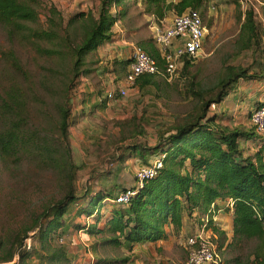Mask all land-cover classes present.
Listing matches in <instances>:
<instances>
[{
  "label": "trees",
  "instance_id": "16d2710c",
  "mask_svg": "<svg viewBox=\"0 0 264 264\" xmlns=\"http://www.w3.org/2000/svg\"><path fill=\"white\" fill-rule=\"evenodd\" d=\"M126 1L101 0L97 15L92 11H78L65 17L53 6L47 11L46 21L40 25L39 0H0V25L10 27L12 33V28L22 33L38 53L66 51L72 59L70 81L60 104L58 123L64 148L60 165L68 168L72 187L63 198L39 214L33 227L19 233L12 241L0 239V264H11L17 255L19 264H26V260L33 256L40 257L43 264H70L67 247L53 243L56 233H67L70 227L67 216L77 208L80 215L91 217L106 198H115L120 193L116 195L102 190L92 194L89 185L78 192L74 183L83 166L74 161L70 147L72 100L69 92L77 78L93 73L95 62L87 61V56L112 39V28L120 13H113L112 9L125 5ZM232 1L237 7L241 6L240 0ZM206 3L207 0H143L145 12L160 21L173 13L199 10L206 7ZM238 19H243L240 47L258 46L261 23L254 8L240 11ZM43 42L57 43L59 48L44 47ZM148 53L159 61L162 68L164 61L160 51L154 49ZM130 63V59H125L118 65L124 72ZM189 64L186 61L184 70ZM227 70L226 78L213 89L197 92L190 87V95L198 97L197 118L187 120L174 130L159 132L157 142L152 146L145 143L129 146L141 158L165 155L164 167L156 177L144 183L128 204L117 205L105 229L98 231L111 234L110 242L115 246L132 249L135 244L166 240L168 228L179 232L185 216L194 211L201 216L209 215L212 232L227 242L225 232L214 225L211 206L218 200L232 199L233 237L228 248L242 250L252 245L245 261L241 255L232 261L264 264V138L258 137L253 128L249 131L240 127L229 128L218 123L216 115L208 116L211 104L222 102L240 79L264 75L250 73L248 67L241 65H228ZM137 83L141 90H149L157 84L156 74H144ZM29 102V96L18 83L0 92V157L5 161L20 160L25 153L41 159L49 157L48 144L39 142L27 129ZM251 139H258L260 148L253 155L245 154L242 142ZM43 218L46 219L44 222L41 221ZM76 227L85 229L87 226L78 224ZM36 228L35 243L27 249L25 239L30 237L29 230Z\"/></svg>",
  "mask_w": 264,
  "mask_h": 264
},
{
  "label": "rangeland",
  "instance_id": "374dc122",
  "mask_svg": "<svg viewBox=\"0 0 264 264\" xmlns=\"http://www.w3.org/2000/svg\"><path fill=\"white\" fill-rule=\"evenodd\" d=\"M84 1L39 0L40 25L46 21L47 11L53 6L65 17L78 11H92L97 15L100 6L98 8L95 3L92 4L93 0H88L89 10H83L87 9L84 8ZM199 10L211 32L203 51L190 62L187 69L184 70L183 67L172 80L158 75L153 96L141 95L138 86L129 87L122 104L123 112L117 117L111 112L109 114L89 112L86 116L84 110L78 108L84 103V96L79 92V88L83 83L82 78H91L93 73L89 76L82 75L75 80L69 92L72 100L70 147L74 161L83 166L78 171L74 183L78 192L84 190L90 183L92 185L95 178L98 179L104 174L108 176L110 174L108 171H114L118 166L115 158L125 145L137 142L153 145L159 132L174 130L187 120L197 118L198 97L190 95V87L197 92L200 90L202 92V89H213L226 78L228 65L235 67L245 65L252 59L251 49L240 47L243 19L240 21L238 16L240 11H244L242 5L237 7L232 0H207L206 7ZM259 11L262 13L260 7ZM256 14L258 17V12ZM175 15L176 13H173L172 16ZM10 29L0 25V92L16 83L24 88L30 99L27 129L32 131L39 142L47 143L51 152L48 154L49 157L43 159L26 153L21 155L20 160L5 161L0 157V239L4 241H12L19 233L33 227L39 214L63 198L72 187L68 168L60 165V160L64 157V148L58 127L60 104L64 100L66 86L70 81L72 59L66 51L38 53L28 38L13 28L12 33ZM42 44L47 48H59L57 43ZM141 48L149 52L146 48ZM63 50L66 48L63 47ZM129 55L130 52L126 56ZM96 56V52L90 53L87 61L99 64ZM115 83L117 87V79ZM207 96L210 97L211 94ZM213 110L209 108L208 115H212ZM238 125L247 131L252 127L251 124L248 127L242 122ZM255 140L242 142L245 144L244 151L245 148L248 149L247 154L253 155L256 152L252 148L259 149V141L256 144ZM135 163L126 171H132L129 173L135 175L138 169ZM45 220L43 218L41 221ZM86 221L90 220L86 218ZM36 231L37 228L29 230L32 244L35 243ZM82 233H77L72 241L64 238L61 242L60 239L65 237L61 231L54 236V245H69L70 251L75 255L74 259L71 258L70 264H91L92 261H96L92 243L87 241ZM108 237L110 235L98 234V240L95 241L102 257L107 259L130 257L124 255V248L103 244L104 239ZM213 237L219 244L225 264H238L232 261L237 255L244 257L242 261H245L252 246L247 245L242 250L231 249L224 238ZM28 238L25 239V243ZM186 239L187 235L176 233L165 245L153 244V247H149L150 258L140 260L141 264H186L188 259ZM29 260H26V264ZM19 262L20 258L17 255L11 264Z\"/></svg>",
  "mask_w": 264,
  "mask_h": 264
},
{
  "label": "crops",
  "instance_id": "0c3cea01",
  "mask_svg": "<svg viewBox=\"0 0 264 264\" xmlns=\"http://www.w3.org/2000/svg\"><path fill=\"white\" fill-rule=\"evenodd\" d=\"M254 1L256 3H254ZM84 2V8L87 9L83 10H89V1L85 0ZM94 3L99 8V6L101 5V0H93L92 4ZM253 4L255 7H253L254 10L259 14L257 18L261 23V41L258 46L253 45L250 48V55L252 57L250 62L241 66L248 67L250 73L261 72L264 75V0H253ZM259 7L262 9V13H259ZM112 12H120L118 15V20L115 22L112 28V39L105 42L98 48V50L96 51V59L99 61V64L93 67V77H86L85 79L82 78L83 83L79 88V92L84 96V103L81 105L78 104V108L83 109L86 116L89 112H105V114H109V112H111L116 115V117L117 115H120L121 112H123L122 104L125 97L116 96L113 99L107 98V94L109 91H118L119 88H121L123 85L125 86V82L122 83V79L124 81L129 66L123 72L121 71L118 62L125 59L131 60L132 53L138 46L144 47L148 51L154 49H158L160 51V48L152 39L151 31V24L157 18L154 15H150L145 12L143 0H127L125 5L113 7ZM172 15L173 14L167 16L165 19H163V21L168 24L171 23L174 18V16ZM129 52L131 53V55L126 56ZM157 77L158 75H156V80ZM116 79L118 81L117 87H115ZM137 82L132 87L138 86L141 95L153 96L155 92V86H153L149 90H141ZM262 102H264V77L249 80L240 79L237 82L234 90L231 91L222 102L216 103L217 106L213 111H211V114L217 116L216 121L218 123L229 128L239 127V122H242L245 126L250 127V111L255 107V105ZM157 138L158 134L156 136L154 144H156ZM258 141V139L255 140V143L258 144ZM139 143L141 142L130 143L123 147L122 152L119 153L115 158L118 164L116 169L114 171H108L110 172L108 176H105L104 174L103 176L101 175L98 179L95 178V182L92 185L91 183L89 184L92 194H95V192L97 191L108 190L114 192L117 195L119 192L125 190L126 188L135 185V175L129 173L132 171H126L127 168L135 162L137 167L149 164L159 155L154 154L151 156H147L146 158L139 157L129 148V146ZM246 144L248 146L250 145L249 142H247ZM243 145L245 144L241 145L242 148ZM258 148H260V144ZM253 149L255 151L258 150L252 148V150ZM247 150L248 149L245 148V154H247ZM121 157L123 159H121ZM88 201L89 200L86 201V204H88ZM117 205L119 204H116L113 201V198L108 197L103 201L101 206L97 208V211L91 217H88L85 214L80 215L78 213V209L75 208L67 216V222L68 224H70V227L67 233L63 234L65 237L62 238H67L72 241L77 233L83 232V237L86 238L87 241L92 243L91 247L96 255V258L94 257L96 260L94 263L97 264H141L142 260L150 258L149 247H153V244L158 246L165 245L166 241L173 238L176 233H179L180 235H187L188 237L190 234L196 232L200 228V225L202 226L204 219L207 216H201L196 211L187 214L184 218L182 229L179 232H175L172 227L168 228V239L159 240L156 242L135 244L132 249L127 250L122 246L121 248H124V255H130V257L124 259H107L106 257H102V255L99 254L98 245L95 244V241L98 240V234H107L108 236L110 235V237L104 239L102 243L105 245H114L110 242V239L112 238L111 234L105 231H98L105 229L107 222L112 217L113 210L115 207H117ZM232 208L233 207H230L228 205V200H218L215 203L213 211H211L214 225L224 231L227 236V242L225 243H228L233 237ZM81 217H84V219H82ZM86 218L90 221H86ZM78 224L86 225L87 227L85 229H77L76 226ZM210 232L217 238L218 235L213 233L212 229H210ZM66 247L70 259H74L75 255L72 251H70L69 245ZM225 247L226 246H224V249ZM30 259L31 260H29L28 264H43L42 259L38 256H33ZM125 259L129 260L123 262V260ZM82 260L83 259H81L80 262H82ZM113 261L119 262L115 263Z\"/></svg>",
  "mask_w": 264,
  "mask_h": 264
},
{
  "label": "built area",
  "instance_id": "2783aa9c",
  "mask_svg": "<svg viewBox=\"0 0 264 264\" xmlns=\"http://www.w3.org/2000/svg\"><path fill=\"white\" fill-rule=\"evenodd\" d=\"M241 5L246 11L253 8V0H241ZM152 39L160 48L161 58L164 65L161 68L159 61L141 47H136L132 53L131 63L128 67L123 85L118 91H109L108 99L116 96L125 97L128 88L136 84L144 74H156L172 80L177 73L183 69L186 61L192 62L196 59L210 36V28L203 19L201 12L197 9H188L182 14H176L171 23L156 19L151 24ZM216 103L210 108L215 109ZM250 124L257 135L264 138V102L250 111ZM165 155H158L149 164L138 167L135 185L121 191L113 201L119 205L128 204L144 183L156 177L164 167ZM234 201L228 200V205L233 207ZM215 203L211 206L213 211ZM210 217L206 216L202 226L190 234L186 239L188 259L186 264H225L219 244L210 232ZM64 239L61 238L62 242ZM32 247L31 238L26 242V248ZM94 260V259H93ZM94 264V261H92Z\"/></svg>",
  "mask_w": 264,
  "mask_h": 264
}]
</instances>
